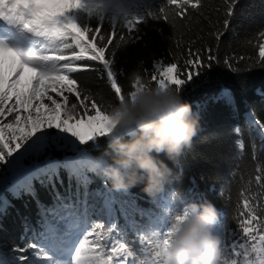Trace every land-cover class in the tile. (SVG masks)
I'll return each instance as SVG.
<instances>
[{"label":"snow or ice","instance_id":"6c2138e0","mask_svg":"<svg viewBox=\"0 0 264 264\" xmlns=\"http://www.w3.org/2000/svg\"><path fill=\"white\" fill-rule=\"evenodd\" d=\"M225 3L227 18L223 23L227 31L238 0ZM201 6L202 0H166L159 8L146 0H0V166H6L0 174V193L35 196L34 182L63 183L62 170L77 182L78 190L83 189L75 202H66L57 194L54 207H41L40 228L31 233L33 242L15 247L11 258L0 253V264H162L163 249L187 214V207L167 209L169 223L160 228L156 226L159 220L135 201L131 208L111 197L99 205L89 203L93 157L81 146L110 136L114 120L96 99L82 94L73 74L97 70L96 62L118 102L125 96L134 99L137 89L146 83L138 75L133 90L125 95L113 60L106 56L116 39L124 40L120 30L132 36L147 17L168 21L169 7L183 19ZM105 30L110 31L107 40ZM222 35L217 33V40ZM260 35L264 37V33ZM205 51L209 63L216 59L211 48ZM189 56L192 58L186 65L194 71H183L176 63L158 64L151 82L158 88L180 90L205 67L199 51H190ZM258 59L264 65V40L258 44ZM69 96L77 103L69 104ZM78 105L81 112H77ZM254 123L264 139V122L256 119ZM235 132L240 136L239 127ZM236 146L243 153L242 137ZM68 149L72 155L59 159L49 154ZM257 172L255 180L264 187V175L260 168ZM176 195L173 193L174 198ZM219 195L223 196V190ZM257 206L258 201L244 198L237 230L229 231L225 223L217 226L223 237L222 264H264V217L257 213ZM96 216H104L110 226L105 228ZM137 216L151 229L150 236L134 233V238H126L118 220L123 217L135 225ZM28 231L26 225V235ZM29 249L33 250L31 258L22 254Z\"/></svg>","mask_w":264,"mask_h":264},{"label":"trees","instance_id":"16d2710c","mask_svg":"<svg viewBox=\"0 0 264 264\" xmlns=\"http://www.w3.org/2000/svg\"><path fill=\"white\" fill-rule=\"evenodd\" d=\"M146 2L159 8L166 0ZM235 9L227 31L223 23L227 18L225 0H202V6L190 10L183 19L169 7L168 21L147 17L133 37L126 30H120L119 36L124 40L116 39L106 56L113 60V69L118 73L125 95L133 90L135 80L130 79L133 71L146 85L155 86L151 75L156 74L154 70L158 64L176 63L183 71H194L186 61L192 58L190 51L200 52L205 67L180 91L191 103L193 111L199 113L201 128L192 145L176 161L166 154H159V158L173 169L174 176L155 200L142 191L143 185L127 193L116 192L107 179L92 172L88 189L90 204L99 205L105 197H111L121 203L127 202L126 206L131 208L135 201L153 219L159 220L156 226L160 228L169 223L167 209L177 207L180 210L192 201L214 203L220 212L218 225L227 224L229 231L237 230L244 198L258 201L257 213L264 217V187L255 180L258 168L264 175V139L257 134L254 123L256 119L264 122V65L258 59V44L264 40L260 35L264 33V0H238ZM220 32L223 35L217 40L216 34ZM103 34L106 40L110 37V31L105 30ZM208 48L216 57L211 63L206 59L205 49ZM93 64L97 70L73 74V77L78 80L82 94L96 99L110 111L118 99L110 89L103 69L98 63ZM71 103H77L74 96H69ZM77 112H81L79 105ZM237 127L240 136L235 132ZM240 137L245 142L243 153L236 146ZM81 147L92 157L104 155L111 159L107 138ZM49 154L59 159L72 155V151L52 150ZM5 167L0 166V174ZM60 179L63 183L57 180L54 186L34 182L35 196L29 193L14 196L10 191L0 193V253L6 258H11L15 247H25L33 242L31 233L40 228L41 207H54L58 202L57 194L66 202H75L78 191L82 197L83 189L78 190L77 182L70 180L63 170ZM221 190L223 196L219 195ZM173 193L177 194L175 198ZM95 220L103 223L105 228L110 226L104 216H96ZM136 221L133 225L120 217L118 227L122 235L129 239L134 238V233L150 236L151 229L140 223L141 217L137 216ZM26 225L29 228L27 235ZM228 239L233 242L231 236ZM32 251L29 249L22 254L31 258Z\"/></svg>","mask_w":264,"mask_h":264},{"label":"clouds","instance_id":"9594fccd","mask_svg":"<svg viewBox=\"0 0 264 264\" xmlns=\"http://www.w3.org/2000/svg\"><path fill=\"white\" fill-rule=\"evenodd\" d=\"M138 74L132 72L130 79ZM114 120L107 137L111 159L93 157L91 171L107 179L116 192L138 185L155 200L174 176L159 154L176 161L200 131V115L181 91L171 86L138 88L133 98L111 107ZM129 137L125 139V137ZM162 252V264H222V237L216 231L220 212L211 201H192Z\"/></svg>","mask_w":264,"mask_h":264},{"label":"rangeland","instance_id":"374dc122","mask_svg":"<svg viewBox=\"0 0 264 264\" xmlns=\"http://www.w3.org/2000/svg\"><path fill=\"white\" fill-rule=\"evenodd\" d=\"M45 102H46V103H48V101H47V100H46Z\"/></svg>","mask_w":264,"mask_h":264}]
</instances>
